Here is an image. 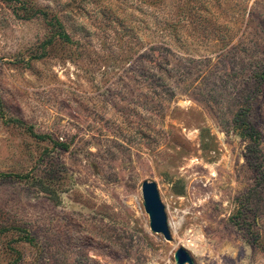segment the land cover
I'll list each match as a JSON object with an SVG mask.
<instances>
[{
    "label": "rangeland",
    "instance_id": "1",
    "mask_svg": "<svg viewBox=\"0 0 264 264\" xmlns=\"http://www.w3.org/2000/svg\"><path fill=\"white\" fill-rule=\"evenodd\" d=\"M247 113L256 157L234 129ZM144 181L180 222L171 241ZM178 248L264 264V0H0V264Z\"/></svg>",
    "mask_w": 264,
    "mask_h": 264
},
{
    "label": "water",
    "instance_id": "2",
    "mask_svg": "<svg viewBox=\"0 0 264 264\" xmlns=\"http://www.w3.org/2000/svg\"><path fill=\"white\" fill-rule=\"evenodd\" d=\"M141 195L143 209L149 221V229L153 233L159 234L163 240L171 241L165 208L160 197H158L159 193L156 184L144 181L141 184ZM173 258L176 264H193L190 255L183 248H178Z\"/></svg>",
    "mask_w": 264,
    "mask_h": 264
},
{
    "label": "trees",
    "instance_id": "3",
    "mask_svg": "<svg viewBox=\"0 0 264 264\" xmlns=\"http://www.w3.org/2000/svg\"><path fill=\"white\" fill-rule=\"evenodd\" d=\"M256 117L252 116L250 113H247L239 121L234 122V129L237 133L248 140L249 144V153L256 157L257 152L260 147V132L255 126Z\"/></svg>",
    "mask_w": 264,
    "mask_h": 264
},
{
    "label": "bare ground",
    "instance_id": "4",
    "mask_svg": "<svg viewBox=\"0 0 264 264\" xmlns=\"http://www.w3.org/2000/svg\"><path fill=\"white\" fill-rule=\"evenodd\" d=\"M170 230L172 232H176L180 227V222H173V220H170L168 223ZM190 232H188L183 240V244L187 249H191V251L199 252V239H201V236L198 233H193L192 235H189Z\"/></svg>",
    "mask_w": 264,
    "mask_h": 264
}]
</instances>
